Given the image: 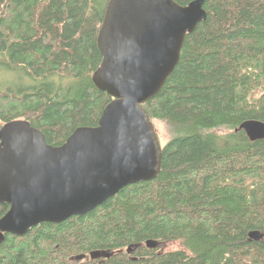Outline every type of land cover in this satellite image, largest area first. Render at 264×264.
Returning <instances> with one entry per match:
<instances>
[{
	"label": "trees",
	"instance_id": "trees-1",
	"mask_svg": "<svg viewBox=\"0 0 264 264\" xmlns=\"http://www.w3.org/2000/svg\"><path fill=\"white\" fill-rule=\"evenodd\" d=\"M108 1L0 0V72L18 78L0 88V129L25 120L58 147L98 125L112 101L92 83ZM205 10L145 105L170 130L160 176L85 216L8 235L0 264H264V238L250 239L264 236V140L236 132L264 123V0H207ZM9 209L0 204V219ZM171 242L182 249L159 253Z\"/></svg>",
	"mask_w": 264,
	"mask_h": 264
},
{
	"label": "water",
	"instance_id": "water-1",
	"mask_svg": "<svg viewBox=\"0 0 264 264\" xmlns=\"http://www.w3.org/2000/svg\"><path fill=\"white\" fill-rule=\"evenodd\" d=\"M206 1L109 0L92 83L112 101L98 125L78 128L58 147L28 121L0 129V204L10 206L0 219V246L8 235L24 237L43 223L84 216L125 188L160 176L163 147L145 105L174 74L187 36L207 20ZM237 131L251 142L264 140L263 122L248 120Z\"/></svg>",
	"mask_w": 264,
	"mask_h": 264
},
{
	"label": "rangeland",
	"instance_id": "rangeland-1",
	"mask_svg": "<svg viewBox=\"0 0 264 264\" xmlns=\"http://www.w3.org/2000/svg\"><path fill=\"white\" fill-rule=\"evenodd\" d=\"M12 80H18L17 77H13V75L5 74L0 72V88L6 87L7 82H11ZM18 83V82H15ZM8 84V83H7ZM155 127L159 133V137L161 140L162 145H165L166 142L170 138V130L163 122L155 120L154 121ZM225 131V130H224ZM182 244L180 242H171V243H165L160 246L159 253H167L171 251H176L179 249H182ZM88 260H85L84 262H87Z\"/></svg>",
	"mask_w": 264,
	"mask_h": 264
},
{
	"label": "bare ground",
	"instance_id": "bare-ground-1",
	"mask_svg": "<svg viewBox=\"0 0 264 264\" xmlns=\"http://www.w3.org/2000/svg\"><path fill=\"white\" fill-rule=\"evenodd\" d=\"M181 56H182V55H181ZM168 80H169V79H168ZM162 90H163V89H162ZM160 93H161V92H160ZM160 93H159V94H160ZM154 99H155V98H154ZM105 108H106V107H105ZM101 116H102V115H101ZM100 118H101V117H100ZM99 120H100V119H99ZM21 121H25V120H21ZM245 122H246V121H245ZM243 123H244V122H243ZM239 127H240V126H239ZM239 127H238V128H239ZM238 128H237V129H238ZM237 129H236V132H238ZM76 130H77V129H76ZM156 130H157V129H156ZM243 132H244V131H243ZM157 133H158V131H157ZM158 136H159V134H158ZM159 138H160V137H159ZM46 141H47V140H46ZM160 142H161V140H160ZM161 144H162V143H161ZM162 147H163V145H162ZM147 183H148V182H147ZM132 186H133V185H132ZM107 201H108V200H107ZM107 201H106V202H107ZM106 202H105V203H106ZM103 204H104V203H103ZM94 210H95V209H94ZM94 210H93V211H94ZM91 212H92V211H91ZM91 212H90V213H91ZM86 215H87V214H86ZM84 216H85V215H84ZM81 217H82V216H81ZM73 218H74V217H73ZM32 229H33V228H32ZM12 236H13V235H12ZM263 238H264V237H263ZM261 240H262V239H261ZM146 244H147V243H146ZM157 247H158V246H157ZM128 252H129V253H132V252L130 251V249L128 250Z\"/></svg>",
	"mask_w": 264,
	"mask_h": 264
}]
</instances>
